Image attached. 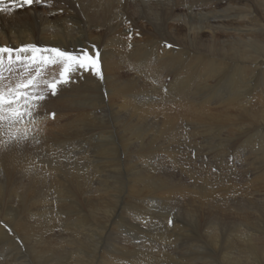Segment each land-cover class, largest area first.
Masks as SVG:
<instances>
[{
    "label": "bare ground",
    "instance_id": "6f19581e",
    "mask_svg": "<svg viewBox=\"0 0 264 264\" xmlns=\"http://www.w3.org/2000/svg\"><path fill=\"white\" fill-rule=\"evenodd\" d=\"M118 1L119 0H41V3H33L31 6H23V7L16 6L14 10H12L13 6L9 2V0H5V3L3 5H0V7L4 9L3 11H0V46L18 48L21 45L34 44L39 47H59L63 50H67L70 53H80L77 50H82V51H87L90 55L94 56L93 52L97 50V47L99 44H102V51H100L99 53L100 55L99 62H101V65L105 71V80H106L105 84L107 86L108 95H109L106 103L104 101L99 100V96L96 97L95 90L97 89H96V86L94 87L92 85L93 81L91 77L89 75L87 77V75H85L84 73H80V72L73 73L71 80L77 79L79 81L78 84L69 83L68 85H66V88H62L58 92L59 93L58 96L55 99H53V101L47 99L46 106L40 109L41 123L39 127L41 131L35 133V139L29 138L22 145H17L15 143H12L8 145L7 147L0 145V205L3 206V207L0 206V210L2 211V214H0L1 215L0 216V245H1L0 248L2 249V252L7 251V254H8L9 249H11L12 252L10 251L9 254L12 255V258L11 256H9L11 259L7 258L9 260V264L10 263L26 264V262H29L30 264V261L28 258L29 254L26 252L19 251L18 247L16 248L15 246L16 242L14 241L15 239L13 237H15L16 236L15 234H18V232H20L22 237L26 240V243H25L26 248L27 246H29V248L27 249L34 250V251L32 250L33 253L31 252L32 255L33 254L35 255L34 252H37L36 250H38L39 253L38 252L37 253L41 258L44 259L42 261V263L44 264H106V262H108L107 264H124V263L126 264H152L150 261H148L149 260L148 256L150 255V252L153 251V247H154L150 245V243L152 242V239L156 238L157 236L162 235L161 237L163 240H159V241L164 242L165 237L163 238V235H165V232L170 234L171 231L169 232L167 230V227L165 226V224L163 225L164 227H162V229L160 230L158 229L161 227V226L158 227V222H160V220L159 221L156 220V218H158V216L156 215L157 213L155 214L154 210H152L154 206L153 205L151 206V202L149 200L153 201L155 200V198H157L161 202V200L167 194L168 198L165 201V207H167L166 206L167 201L169 200V197H171L169 195L172 194L171 189L172 188L174 189V183L170 176L171 174L166 176L160 173L159 174L154 173L155 169L153 167L158 165V163L152 164L150 162L152 159L151 158L152 152L150 151H148V153L150 152L151 155L150 156L147 155V157L145 156L146 160L147 158H149V163L141 162L142 164L139 165V167H137L138 163H134V165L132 163L129 164V160L127 159L129 158L134 159V157L133 156L127 157L128 148L130 146V145L128 146L127 144L132 142V140H136L140 136L141 137L139 139L142 140L141 139L143 138L142 135H146L148 139L150 138L149 139L150 142L154 138L159 139L158 138L159 135L162 136V138L160 137L162 141L167 142V139L168 141H170L171 138L172 139L175 138L174 137L175 135H172L173 136L172 137L171 134H172V130L175 129V125L179 117L193 121L195 122V124L197 123V124L205 125L211 131H214L215 129L219 130L220 126L222 128L223 127L226 128L227 131L232 130L234 126H235L236 131L237 130L241 131L240 129H242V127L245 124L247 125L246 127L250 128L254 126L255 129L261 126L263 127V130L257 129V131L254 133L253 138L256 139L255 141L258 144L253 143L254 145L252 146V149L254 151L256 150L259 151V153L258 152L256 153L264 157V60L259 61V58H261L260 55L264 53V43L261 42L258 38L255 39L250 35V34L252 35L259 34L258 31L254 32L255 31L254 29L250 30L249 28L250 23L253 22L252 20H257L256 19L257 17L255 18V15L254 16L252 15V11L250 8L251 4L250 6L248 5L240 6L239 4L236 3V0H198L195 2L193 1V3L191 0H153V1L152 0H122V1L120 0L119 1L120 3ZM257 2H259L261 5L264 6V0H259ZM143 5L147 6L146 9L143 8ZM148 9L151 10V12L148 11ZM142 10H143V13H142ZM119 14H121V16ZM123 14L129 15V17L127 16L128 18H126V20H129V22L131 21L132 24H134L133 18L135 17L137 18V20L144 19L147 22V26H149V29H147L146 31L140 30L143 34H145V37L143 38L144 40L136 39V41L135 40L133 41L134 43L130 41L132 43L131 45L129 44L128 41L126 42L123 39L122 36L124 35L121 34L125 29V27H123L122 25V22L124 21V18H123L124 16H122ZM231 17H233V19L235 20H232ZM225 18H229V19L227 21H224ZM172 20L183 21L184 29L187 30L188 32H191L192 34L191 33H190L191 35L189 33L185 34V37H184L182 36V33H181L184 31L183 29H180V28L177 29L176 27L175 29L171 30L170 29L171 25L170 27L168 26V21H172ZM239 21L240 22L244 21L245 23L246 21L247 23L249 22L248 23L249 25L246 26V28L244 27V25L242 26L246 30L244 29L242 30L237 27V24L235 23ZM127 28L129 27L127 26ZM205 28L209 29V31L210 29H212L213 32L218 31L219 32L218 34L223 33L222 30H224L225 32L227 31L228 32L225 33L226 37L222 39H220L219 37H215V34L213 37V35H211L213 33L211 32L210 34L211 38L210 40H208V43H206L202 38V36H204L202 35V32H204L203 30ZM237 35L239 37H234ZM179 38H182L183 40L185 39L187 41L192 40V43L195 42L197 48L201 50L203 49L206 52H210V53L208 54H204L203 52L194 53L192 52V49L185 48L186 46L184 47L178 44L175 39H179ZM197 41H198V44H197ZM161 42H164V44L167 45L169 49L165 48L166 51L158 55L155 54V56L152 55L151 56L152 58H150L151 54L149 51H148L149 53L147 54L146 49L148 47L150 48L155 47L157 49L156 46L159 45V43ZM189 42L191 43V41ZM126 47L127 48L130 47V50H131L130 60L127 59V55L129 52H127ZM247 59L256 60L255 64L251 66L246 65ZM238 61H241V62H238ZM125 65H127L132 70L133 76L136 78L134 79L131 74L127 76L126 81L119 82L120 80L119 75L115 74L116 73L115 68L118 69L120 67H125ZM256 70L258 72H256ZM160 72H164V74H170L172 77V79L170 78L171 83H169V87H168L169 96L167 95L166 96L167 97L176 96V97L174 99H171L172 102L169 104L168 103L170 102L168 101L169 99L163 96L162 93H161L162 94L161 96L160 92L156 89V91L155 90H153L154 92L152 91L154 93V97L155 98L160 97V99L166 98L167 102L163 100H162L163 102L161 101L155 102L152 100L147 101V99L146 100L141 99L139 100L140 101L139 103L143 101V104L141 103V105H139V103L136 100H138L139 98H146L144 96V93L146 94L147 88L150 87L149 85H146L147 84L146 82L148 81L147 79H152L151 81H154L155 79L156 81H159L160 83L163 82L164 74ZM137 77L143 78L144 83L142 81L143 84L141 86H140V80ZM253 83L254 85L252 86L251 84ZM152 89H153V86H152ZM221 90L225 91V92L223 91L224 94H222L223 92ZM252 90H255L254 93L251 92L252 96L253 94H256L257 91L260 93L259 97L257 95V101L254 100L255 102L252 103L253 107L254 105H256L259 109V110L257 109L258 110L257 113L259 114V116L257 117V120L259 119L260 120L256 121L254 118H251L253 117L251 116L248 118L247 123H246V122H243L245 120L244 118H241L240 115H238V113H235V112L231 113L229 111V108L230 107L234 108L235 106L243 107V103L241 102L239 103L238 97L241 96L243 93L247 97V95H250V91ZM85 92H88V94H86ZM227 93L229 94L226 96L225 94ZM119 98L123 99L120 102V104L117 101V99ZM215 98H218L220 101H215ZM104 103L107 105L108 110L112 113L111 116H113L116 119L118 124H120L123 127V129L127 130L130 133L129 135H127V138H125L126 135L125 136L123 135L125 139L121 140V142L118 143L117 145H114V140L112 139V136H111L114 132L109 130L112 123L109 125V127L104 124V117L101 113V111H103L105 108ZM174 104L177 106H175ZM142 105H145V106L141 107ZM160 105H161L160 111L162 112L161 113L162 118L159 124L157 123L156 126L154 125L156 127L155 128L156 132L153 133L151 129L146 130L144 128L141 131V133L137 134L138 129L133 128V126L134 124H138L137 122H135L138 120H134V117H136V119L142 120V119L148 118L147 116L151 115V117L154 116L153 118L156 121L158 117L157 111ZM220 106L222 108L218 111V109L216 108ZM173 107H176V108H173ZM45 108L47 109L45 110ZM51 109L52 110L54 109V111H57L58 116L55 119L56 122L53 124L54 127L52 129H49L51 133L49 132L50 134H48L46 132L48 128L45 129V127L47 126L44 125L43 121L44 119L47 120L49 119V117H51L49 115L51 114L50 112H53ZM43 110L45 111L43 112ZM69 110H71L70 113L73 114V117L71 118V121L67 123V122H64L63 114L65 115V113ZM109 117H106L107 121H109ZM117 117L120 120H117ZM76 121H77L78 126H81L82 123L86 121L87 122L86 124L89 125L88 131L89 132L93 131L89 135V137L95 140V145L93 146L95 148L92 150L93 154L88 155L89 158L88 157L86 158L88 162H85V165L83 163H80L82 157L80 159L67 160V162H63L62 160L63 158L60 159L61 155H57L59 152H61L60 151L61 149H64L62 147L59 148L58 145H60V143L62 144L63 140L67 138L66 136L68 132L70 131L69 126H71ZM97 123H101V125ZM147 124L148 123H146V125ZM96 125L99 126V129L96 128ZM149 126H150V122H149ZM48 127L50 128L51 126H48ZM242 132H243V129H242ZM150 133L153 134L152 135L153 139ZM86 135L81 136V137L80 136H76V137H80L79 138L80 140L81 139L86 140ZM237 136L239 135L237 134ZM36 140H38L39 142H42V144L40 143L41 145H43L44 143L46 148H48L47 145L49 143L47 141L51 140L53 142V146L51 145L49 146H51V148L53 147V149L52 150L48 149V151H52L48 153L51 155L46 156L47 153L45 154L46 151L44 150L45 152L43 151L44 152L43 154L45 155H42V157L39 154L38 156H35L37 154L34 155V151L32 150L34 147L33 144H37ZM51 141H50V144H51ZM173 141L175 140H171L170 142H173ZM220 142H222V139H220ZM148 143H147V146H148ZM141 144H142V141H141ZM221 144L223 146V143ZM255 145L258 146V149H256L257 146ZM160 146L161 144L158 145L157 150L162 151V149L159 148ZM40 147L43 148L42 146ZM168 147H170V145ZM237 147L238 146H236V148ZM46 148H43V149H46ZM228 148H230V145L228 146ZM58 149L60 150L57 151ZM212 149H213L212 151H214V148ZM117 150H119L120 152ZM207 150L209 149L207 148ZM40 152L42 151L40 150ZM38 153H39V150H38ZM178 153L180 155V152ZM175 154L176 153H174V155ZM223 154H229V153L223 152ZM49 157H53L52 160L49 159ZM135 158L141 159V157H135ZM184 158L185 160L187 159L186 157ZM214 158L215 157L213 156V159ZM155 159L152 161L156 162L157 160ZM171 160L175 161L174 158ZM209 160H212V159H209ZM176 165L177 164L173 166H176ZM237 165L239 166V164ZM133 166H134V169H133ZM162 166L164 165L162 164ZM157 167H156V170H157ZM250 167L252 169V165ZM176 168H180V167H176ZM231 168H228V170ZM253 168H256V167H253ZM221 170L222 169H220V171ZM48 172H50L49 173L50 177H48V175L46 174ZM123 172L125 174H123ZM130 173L132 177H130ZM55 176L58 177L59 179L64 180V182L63 180L59 181L58 179L56 182V178H55V181L53 180L54 182L58 183V185L54 184L57 187V190H58L57 193L61 192L60 194H64L62 195V197L64 196L63 197L64 200H66V202L69 201V203L67 202L68 204H65V205L64 204L61 206L60 205L58 206L57 204L54 205V206H57L56 209H54V207L51 206V204L55 203L56 200L51 203L48 202L49 204L47 205V201L51 199V198H48L47 196L51 197L52 195L50 196V194L46 192V186L44 185L47 183L46 178H51V177L54 178ZM124 178L126 179L132 178L131 181L129 180L130 183H128L127 185L128 187V189L126 188L127 193L125 195L124 193H122L124 197H127L124 199V200H127V202L123 201L126 205V209L122 208L116 213L113 207L114 200L116 198H119L120 196L119 190L122 188L121 186H123L124 184V181H123ZM191 178L193 179V176ZM206 179L208 178L206 177ZM38 180L40 184L39 182L37 183ZM45 181L46 183H44ZM17 183L19 184L20 187L17 186L18 185ZM203 183L205 182L203 181ZM38 184L40 185L39 187L37 186ZM119 186L121 188H119ZM180 187H182V185ZM179 188L175 187V189H179ZM205 189H203L204 192H205ZM215 189L217 190V188ZM241 190L239 191L241 192ZM248 190L249 189H247V191ZM181 191L178 190V192H181ZM23 192H26V193L21 194ZM175 192L177 193V191ZM50 193L52 194V192ZM209 193L207 192L202 193L200 195V198L195 200L197 204H195V202L193 201V203L197 205V207H195V205L192 204L191 202H188V205L186 204L188 207L190 205H194L193 208L196 209L195 212L192 210L188 211L187 207L183 205V203L181 204L182 206L186 207V211L184 214L189 220L191 221L193 220L195 221L197 219L200 220L202 219L203 215H205L204 212L202 215V206H204V204L202 203V200L210 203V205L213 203L212 197L209 195ZM79 196L81 197L83 196L82 201H79V199H77V197ZM250 197L251 199L253 198L252 196ZM261 197H263V195ZM19 198L20 199L23 198L26 201V203L27 201L31 203V204L28 203L30 207H28V209L26 210L27 212L24 213L23 218H21L22 217L21 214H17V216L21 215V217H16L14 214L16 212V209L19 208V206L17 207V204H19V200L17 199ZM182 198L183 200H185L184 199L185 196ZM190 199L192 198L190 197ZM175 200L176 199L174 197V201ZM246 203L247 202H245L244 204L246 205ZM24 205H27V204H24ZM210 205H207V206L211 207ZM162 206H164V204H162ZM230 206L231 205H229V209H230ZM260 206L261 204L257 207L260 208ZM22 209H25V207L24 208L22 207ZM207 209L211 211L210 208H207ZM182 210L183 209H181V211ZM250 210H252V208ZM22 211H25V210H22ZM245 212L247 213V211ZM246 213H244V215ZM254 214L255 213H253L252 215L254 216ZM179 215H178V218L181 219ZM237 216H240V215L237 214ZM244 217L245 216H243V218H240L244 220V223L243 221L240 222L239 221L240 219L235 218L236 220L238 219L240 224H236V226L234 225V227L237 229L235 230L234 228L233 231L235 232L240 231V227H242V225L245 228H247V229L244 228V231H243L245 233V234L243 233L245 236L244 241L251 245V243L253 242L252 239H255L254 235L258 234V233H255V231L257 232L255 228H257L258 224L257 225L254 224L255 225L254 226L253 225L254 221L252 222V220H250L251 222H249L248 217L246 219ZM250 217L252 218V216ZM260 218L261 217L259 216V219ZM210 219L213 223L216 220L212 218ZM232 219L230 218V220ZM262 219L264 218L262 217ZM13 220L15 222L10 225L11 226L9 228L10 232H7L8 231L7 229L4 230L6 226H4L3 228L2 223L10 224L9 222ZM126 220L128 221L131 220V221L130 223H128L126 222ZM206 220H208V218ZM225 221H228V220H225ZM232 221L234 222V219ZM261 221L259 220L257 223L260 222L261 224H263V222ZM194 223L195 222H193V224ZM249 224L251 226H249ZM56 226H64L65 229L71 230L74 233L73 235V233L68 231L69 233L72 234L71 237L73 238V242L71 241L72 243H70L69 241V243L70 245L72 244L74 246V247H71V246L69 247L73 250L72 253L70 254L68 253L69 255H67V253L65 254L64 251H62L61 249L62 247L60 245H57L58 248L60 247V251L58 249V252H52L53 249L45 245L46 241L50 238V237L46 238L45 233L51 232V230ZM206 228H208L207 234L210 235V236L208 235V237L205 236L207 239L206 243L211 244L212 246L213 244L215 246H218L219 241H216V240L219 239L217 237H220V236H217V233H220V232L218 231L217 226L215 227L212 224L210 226H207ZM65 229H63V231ZM170 229L171 228L169 227V230ZM176 229H177V226H176ZM127 232L129 234H127ZM172 232H173V229H172ZM260 232H262V230ZM63 233L64 232H62V234ZM237 233L238 235H236ZM237 233L234 234L236 235L235 237L241 238V234L239 232ZM9 234L12 236H10ZM204 234L207 235L206 233ZM107 235H111V236H109L106 239ZM104 236H105L104 239H106V241L103 244L104 246H102L101 249L99 250V243H98L99 239L103 240L102 238ZM71 237L69 238L67 237V238L71 239ZM110 237H116L117 241L110 242L111 241ZM62 238L63 237H61L60 239ZM260 238L261 237L259 236L258 240L256 241H259ZM18 239H16V241H18ZM159 239L161 238L159 237ZM135 240L140 242V244L139 243L137 244ZM178 240L180 241V239ZM9 241H12L13 244ZM181 241L183 240L181 239ZM19 243L20 242L18 241L17 244L20 245ZM130 243L135 244V247H130L131 245ZM67 244L68 243L64 244L65 247H68ZM187 244H189V242ZM226 245L228 246V242L226 243ZM231 245H232V242H231ZM182 247L183 246H181V248ZM196 247L198 246L196 245ZM214 247H211V248L214 249ZM230 248H233V247L230 246ZM230 248L228 247V249ZM248 248L249 247H247V249ZM193 249L197 250V248H193ZM219 250L220 249H218L217 252H219ZM231 250H227V251H231ZM239 250H242V248ZM239 250L236 253H239ZM255 250H257V248ZM208 251L209 249L205 252L203 250V252L201 253H206ZM183 252H186V251H183ZM222 253H225V252H222ZM232 254H233V250H232ZM251 254H253V252H251ZM224 255L222 254L221 256H224ZM227 255H229V253H227ZM247 256H250V255L248 254ZM3 257H6V255ZM226 257L224 258L227 260L228 258ZM233 257L232 259H234ZM202 258L205 259V256ZM250 258H248L249 260L247 259V262L248 261L250 262L252 260V258L251 260ZM254 258H253V261H254ZM7 259H3V260H5L6 262ZM193 261L194 259H190L185 262L181 260V261H178V264H191ZM232 263L233 262L231 261V264ZM255 263L256 262H254V264Z\"/></svg>",
    "mask_w": 264,
    "mask_h": 264
},
{
    "label": "rangeland",
    "instance_id": "374dc122",
    "mask_svg": "<svg viewBox=\"0 0 264 264\" xmlns=\"http://www.w3.org/2000/svg\"><path fill=\"white\" fill-rule=\"evenodd\" d=\"M120 1V0H119ZM118 1V2H119ZM122 1V0H121ZM153 1V0H152ZM192 1V3H193V1L195 2V1H198V0H191ZM239 1V2H238ZM240 1H241V3H240ZM257 1H259V0H236V3L237 4H239L240 6L241 5H248V6H250V4H251V6H250V8H251V11H252V15L254 16L255 15V18L257 19V20H252L253 22L252 23H250V30L251 29H254L255 31L254 32H259V34H257V35H255V34H250L253 38H258L261 42H263L264 43V6L263 5H261L259 2H257ZM247 4H246V3ZM250 2V3H249ZM120 3V2H119ZM243 3V4H242ZM146 7L147 6H145V5H143V8L144 9H146ZM149 9H151V8H149ZM148 9V11H150L151 12V10H149ZM175 9H177V8H175ZM174 9V10H175ZM254 9V10H253ZM119 11H121V10H119ZM174 12H176V11H174ZM178 12V11H177ZM142 13H143V10H142ZM257 13V14H256ZM120 16H121V14H119ZM122 16H124L123 18H124V21L122 22V25H123V27H125V29H124V31L121 33L122 35H124V36H122L123 37V39L127 42H129V44H131L132 45V43H134L133 41L135 40L136 41V39L137 40H144L143 38L145 37V34H143L140 30H143V31H146L147 29H149V26H147V22L144 20V19H138L137 20V18L135 17V18H133V20H134V24H132L131 23V21L129 22V20H126V18H128L129 17V15L128 14H123ZM128 16V17H127ZM260 17V18H259ZM139 18V17H138ZM230 18V17H229ZM229 18H225V20L224 21H227ZM232 18V20H235V19H233V17H231ZM138 22H137V21ZM222 20V19H221ZM261 22H260V21ZM139 23V24H138ZM242 23H244V24H242ZM249 23V22H248ZM247 23V21H246V23L243 21V22H236L235 24H237V27L239 28V29H244V30H246L245 28H246V26H248L249 24ZM128 24V25H127ZM131 24V25H130ZM142 24H144V25H142ZM239 24V25H238ZM246 24V25H245ZM258 24V25H257ZM130 25V26H129ZM170 25H171V30H173V29H175L176 27H177V29L178 28H180V29H183L184 31L183 32H181L182 33V36H184L185 37V34H190L191 32H188L187 30H185L184 29V22L183 21H181V20H177V21H174V20H172V21H168V26L170 27ZM176 25V26H175ZM244 25V27H242ZM127 26L129 27V28H127ZM144 26V27H143ZM229 26H230V24H229ZM236 26V25H235ZM254 26H256V27H254ZM133 27V28H132ZM141 28V29H140ZM100 29H102V28H100ZM138 29V30H137ZM206 29V30H205ZM203 31L204 32H202V35H204V36H202V38H203V40L206 42V43H208V40H210V34H211V32L213 33V34H211V35H213V37H214V34H215V37H219L220 39H222V38H225L226 37V35H225V33H227V32H225L224 30H222L223 31V33H221V34H218L219 32L218 31H212V29H210V31H209V29H207V28H205ZM137 30V31H136ZM100 31V30H99ZM129 31V32H128ZM149 31H151V30H149ZM208 31V32H207ZM136 32V33H135ZM180 32V31H179ZM217 32V33H216ZM237 32V31H236ZM124 33V34H123ZM140 33H142V34H140ZM192 34V33H191ZM190 34V35H191ZM206 34V35H205ZM219 35V36H218ZM228 35V34H227ZM209 36V37H208ZM256 36H258V37H256ZM207 39H206V38ZM234 37H239L238 35L237 36H234ZM132 38H133V40H132ZM190 38H191V36H190ZM263 39V40H262ZM176 40V42L178 43V44H180V45H182V46H186L185 48H190V49H192V52H194V53H204V54H208V53H210V52H206L205 50H201V49H199V48H197L196 47V44H195V42H193L192 43V40H183L182 38H179V39H175ZM211 40H213V39H211ZM132 43H131V42ZM154 41V40H153ZM189 41H191V43L189 42ZM204 42V43H205ZM205 43V44H206ZM99 44V43H98ZM197 44H198V41H197ZM188 45V46H187ZM174 46V45H173ZM110 47H111V45H110ZM157 47V49L155 48V47H153V48H150V47H148L147 49H146V52H147V54L150 52V58H152L151 56L153 55V56H155V54L156 55H158V54H161V53H163L164 51H166V49L165 48H167V49H169L168 48V46L167 45H165L164 44V42H161V43H159V45H157L156 46ZM126 49H127V52H129L128 53V55H127V59L128 60H130L131 59V56H130V53H131V50H130V47L129 48H127L126 47ZM159 49V50H158ZM195 49H196V51H195ZM130 50V51H129ZM77 51H79L80 53L82 52V50H77ZM100 51H102V44H99L98 45V47H97V50H95L93 53H94V56H95V54H96V52H99L100 53ZM124 51H125V49H124ZM132 51H133V49H132ZM149 51V52H148ZM158 52V53H157ZM160 52V53H159ZM261 56V58H259V61H261V60H264V53L263 54H261L260 55ZM99 61H100V55H99ZM250 60V61H249ZM244 61V60H243ZM247 62H246V65H248V66H251V65H253V64H255V61L256 60H252V59H247L246 60ZM238 62H241V61H238ZM258 62V61H257ZM256 62V63H257ZM248 63V64H247ZM99 65H100V70H101V74H102V79H100V78H97L95 75L93 76V74L91 73V72H82V73H84L85 75H87V77H88V75L91 77V79H92V81H93V83H92V85L95 87L96 86V89L97 90H95V92H96V97L97 96H99V100H101V101H104L105 103H106V101H107V98H108V89H107V86H106V84H105V82H106V80H105V71H104V68L102 67V65H101V62H99ZM124 68V69H123ZM56 69V70H55ZM55 69H49V71L51 72V71H54L55 70V73H56V75L58 74V72H59V70H60V66H56V68ZM116 70H115V74H118L119 75V82H123V81H126L127 80V76L128 75H131L132 74V77L135 79L136 77H134L133 76V72H132V70L127 66V65H125V67H120V68H118L119 69V71H118V69L117 68H115ZM129 69V70H128ZM129 72V73H128ZM132 72V73H131ZM256 72H258L257 70H256ZM90 73V74H89ZM160 73H163L164 74V72H160ZM121 75V76H120ZM125 75V76H124ZM123 76V77H122ZM126 77V78H125ZM57 78H58V75H57ZM139 80H140V86L144 83V81H143V78L142 77H137ZM145 78V77H144ZM172 79V77H171V75L170 74H164V77H163V82L162 83H160L159 81H156L155 79H154V81H151L152 79H147L148 81L146 82L147 84L146 85H149L150 87H148L147 88V92H146V94L144 93V96L146 97V98H139L138 100H136L138 103L140 102L139 100H141V99H147V101H149V100H152V101H155V102H163V101H166L167 99H169L168 101H170V102H168L169 104L172 102L171 101V99H174L176 96H170V97H167V96H169V91H168V87H169V83H171V79ZM169 80V81H168ZM142 81H143V83H142ZM78 80L76 79H74V80H71V82H70V84L72 83V84H78ZM152 82H153V84H152ZM158 82V83H157ZM157 84H159V85H157ZM68 85V84H67ZM89 85H91V84H89ZM156 85V86H155ZM252 86L254 85V83L253 84H251ZM101 86V87H100ZM152 86H153V89H152ZM252 86H250V87H252ZM161 87V88H160ZM62 88H66V85L65 86H63ZM61 88V89H62ZM101 88V89H100ZM159 88V89H158ZM156 89L160 92V95L162 96V94H163V96H165L166 98H163V99H160V97H158V98H155L154 97V91L153 90H155L156 91ZM153 91V92H152ZM222 92L224 91V90H221ZM225 92V91H224ZM224 92L222 93V94H224ZM254 93L255 92V90H252V91H250V95H247V97H246V95H244V93L241 95V96H239L238 97V101H239V103L241 102V103H243V107H239V106H235L234 108H232V107H230L229 108V111L231 112V113H233V112H235V113H238V115H240V117L241 118H244L245 120L243 121V122H246L247 123V120H248V118L249 117H251V116H253V117H251V118H254L256 121H259V120H257V117L259 116V114L257 113L258 112V107L256 106V105H254V107H253V102H255L254 100H256L257 101V95H258V97H259V95H260V93L257 91L256 92V94H253V96H252V93ZM86 94H88V92H85ZM107 93V94H106ZM151 93V94H150ZM162 93V94H161ZM165 93V94H164ZM259 93V94H258ZM59 94V93H58ZM58 94L56 95V96H49L48 97V100H51V101H53V99H55L57 96H58ZM229 93H227V94H225L226 96L228 95ZM167 95V96H166ZM106 96V97H105ZM150 96V97H149ZM243 96V97H242ZM149 97V98H148ZM241 97V98H240ZM247 99H246V98ZM240 98V99H239ZM250 98H252V99H250ZM156 99V100H155ZM123 99H121V98H119V99H117V101H118V103L120 104V102L122 101ZM159 100V101H158ZM163 100V101H162ZM245 100V101H244ZM251 100H252V102H251ZM116 101V102H117ZM215 101H220L218 98H215ZM167 102V101H166ZM248 102H249V104H248ZM104 103V104H105ZM142 104H143V101L141 102ZM141 103H139V105H141ZM220 103V102H219ZM219 103H217V104H219ZM246 103H247V105H246ZM103 104V103H102ZM118 104V105H119ZM216 104V105H217ZM221 104V103H220ZM175 105V104H174ZM117 106V105H116ZM145 105H142L141 107H144ZM175 106H177V105H175ZM248 106V107H247ZM104 110L103 111H101V113H102V115H103V117H104V124L106 125V126H108L109 127V125L111 124V127L109 128V130L110 131H113L114 133L111 135L112 136V139L114 140V145H117L118 143H120L121 142V140H123V139H125V138H127V135H129L130 133L127 131V130H125V129H123V127L120 125V124H118V122L116 121V119L113 117V116H111V112L108 110V107H107V105L105 104L104 105ZM213 107V106H212ZM173 108H176V107H173ZM222 107L220 106V107H217L216 109H218V111L221 109ZM231 108H232V110H231ZM251 108V109H250ZM252 108H253V110H252ZM47 108H45V110H46ZM130 109H132V108H130ZM245 109V110H244ZM256 109V110H255ZM258 109V110H257ZM45 110H43V112L45 111ZM52 110V109H51ZM161 110V105L158 107V111H157V119H156V121L154 120V116H152L151 117V115H149V116H147L148 118H149V120H148V118H146V119H142V120H144V121H142L141 119H136V117H134V120H138V121H135V122H137L138 124H134V126H133V128H135V129H138V132H137V134L138 133H141V131L145 128L146 130H152L153 131V133H155L156 131V125H157V123L159 124V122L161 121V118H162V112L160 111ZM53 112H50L51 114L52 113H54L55 114V116H54V118H52V117H49V119H44V121H43V123H44V125L45 126H47V127H45V129H47L48 128V130L49 129H52L53 127H54V123L56 122V118H57V111H54V109L52 110ZM98 111H100V110H98ZM71 112V110H69V111H67L66 113H65V115L63 114V116H64V122H70L71 121V118L73 117V114L72 113H70ZM110 112V113H109ZM132 112V111H131ZM251 113V114H250ZM128 114H130V113H128ZM127 114V115H128ZM256 116H255V115ZM43 115H44V113H43ZM110 116V117H109ZM106 117H109V121H107L106 120ZM51 118V119H50ZM153 118V119H152ZM117 120H120V119H118V117H117ZM151 120V121H150ZM113 121V122H112ZM140 121V122H139ZM146 121H148V122H146ZM155 121V122H154ZM188 121V122H187ZM51 123V124H49V123ZM116 122V123H115ZM123 122V121H122ZM143 122V123H142ZM148 123L147 125H146V123ZM149 122H150V126H149ZM236 122V121H235ZM45 123H47V124H45ZM87 122L86 121H84L83 123H82V125L81 126H78V124H77V121L76 122H74L71 126H69V132H68V134H67V138L65 139V140H63V143L61 144L60 143V145H58L59 146V148H64V149H58L57 151H61V152H59L57 155H61V157H60V159H62L63 160V162H67V160H74V159H80L81 157V161H80V163H83L84 165H85V162H88V160L86 159L87 157H88V155H92L93 154V149L95 148V147H93L94 145H95V140H93V138H90L89 137V135L93 132V131H88L89 130V125L88 124H86ZM155 123V124H154ZM97 124H100L101 125V123H97ZM142 124V125H141ZM153 124V125H152ZM237 124V123H236ZM138 125V126H137ZM144 125V126H143ZM155 125V126H154ZM178 125V126H177ZM242 125V124H241ZM48 126H51L50 128L48 127ZM195 126V127H194ZM197 126V127H196ZM247 125L245 124L243 127H242V129H243V132H242V129H240L241 131H236L235 130V126L232 128V130H228L227 131V129L226 128H222L221 126L219 127V130H217V129H215L214 131H211V130H209L205 125H202V124H195V122H193V121H190V120H188V119H185V118H181V117H179L178 119H177V122H176V125H175V129L174 130H172V134H171V136L172 135H175L174 137L175 138H171V140H175V141H173V142H170V141H168V139H167V142H165V141H162V136L161 135H159V139H153V134L152 133H150V135L152 136V141L150 142V138L148 139V137L146 136V135H142V137L144 138V140H143V138H141L142 140H140L139 138L141 137H139V138H137L136 140H132V142H130V143H128L127 145L129 146V148H128V152H127V157L128 156H133L134 157V159L133 158H129V159H127V160H129V164L130 163H132L133 165H134V163H138V165H137V167H139V165H141L142 163H149V158H147V160L145 159V156L147 157V155H151V153L150 152H152V155H151V163L153 164H157L158 163V165H156V166H154L153 168L155 169V172L154 173H156V174H162V175H166V176H168V175H170L171 176V178H172V181H173V183H174V189L172 188L171 189V192H172V194H170L169 196H171V197H169V200L167 201V207L169 208H167V207H165V201L167 200V194L165 195V197L161 200V202L159 201V199H157V198H155V200H149L150 202H151V206L153 205L154 207H153V209L152 210H154V213L158 216V218H156V220H160V222H158V227H160V228H158L159 230L160 229H162V227H164L163 225L165 224V226L167 227V230L170 232V234H168V233H166L165 232V235H163V238L165 237V241L163 242V241H159V240H163L162 239V235H160V236H157L156 238H153L152 239V242L150 243V245H152V246H154L153 247V251H151L150 252V255L148 256V261H150L152 264H178V261H181V260H183L184 262L185 261H187V260H190V259H194V261L191 263V264H224L225 262H227V263H225V264H231V261L233 262L232 264H254V262H256L257 264H264V219H262V217L264 218V201H262V200H264V191H263V187H264V157H262L261 155H259L258 153H259V151H254L253 149H252V146L254 145L253 143H257L255 140L256 139H254L253 138V136H254V133L257 131V129L259 130V129H262L263 130V127H258L257 129H255V127L254 126H252V127H250V128H248V127H246ZM142 127V128H141ZM150 127V128H149ZM214 127V126H213ZM245 127V128H244ZM96 128L97 129H99V126L98 125H96ZM148 128V129H147ZM196 130V132H195V130ZM46 131L48 134H50L51 132H50V130L49 131ZM118 130V131H117ZM123 130V131H122ZM180 130H181V132H180ZM183 130V131H182ZM217 130V131H216ZM191 131V132H190ZM199 131V132H198ZM246 131V132H245ZM252 131V132H251ZM50 132V133H49ZM184 134H183V133ZM198 132V133H197ZM205 132H207V133H205ZM217 132V133H216ZM219 132V133H218ZM226 132V133H225ZM228 132V133H227ZM240 132V133H239ZM88 133V134H87ZM122 133V134H121ZM177 133V134H176ZM190 133V134H189ZM192 133V134H191ZM205 133V134H204ZM214 134V135H212V134ZM223 133H225V134H223ZM232 133V134H231ZM243 133V134H242ZM245 133V134H244ZM87 134V135H86ZM121 134V135H120ZM184 136H183V135ZM231 134V135H230ZM237 134L239 135V136H237ZM86 135V140H84V139H79L81 136H85ZM125 136V138H124V136ZM193 135V136H192ZM200 135H202V136H200ZM205 135V136H204ZM207 135V136H206ZM76 136H80V137H76ZM200 136V137H199ZM217 136H218V138H217ZM234 136V137H233ZM251 136H252V138H251ZM161 137V138H160ZM173 137V136H172ZM183 137H184V139H183ZM207 137V138H206ZM240 137V138H239ZM76 138H78V139H76ZM157 138V137H156ZM195 138V139H194ZM214 138V139H213ZM216 138V139H215ZM205 139H206V141H205ZM210 141H209V140ZM220 139H222V142H220ZM149 140V141H148ZM156 140V141H155ZM204 140V141H203ZM246 140H247V142H246ZM50 141L51 140H48L47 142H49L48 143V148H46L45 147V144L43 143V145H41L42 144V142H38L37 144H33V150L32 151H34V155L35 154H37V155H35V156H38V154L42 157V155H45L46 153V156H49V155H51V154H48L49 152H52V151H48V149H50V150H52L53 149V147L51 148V146H53V142L51 141V144H50ZM134 141V142H133ZM139 141V142H138ZM141 141H142V144H141ZM149 143H148V142ZM159 141V142H158ZM232 141H234V142H232ZM244 141V142H243ZM66 142V143H65ZM186 142V143H185ZM198 142H200V143H198ZM208 144H206V143ZM228 142V143H227ZM41 143V144H40ZM94 143V144H93ZM133 143V144H132ZM147 143H148V146H147ZM151 143V144H150ZM163 143V144H162ZM170 143V144H169ZM221 143H223V146H222V144ZM226 143V144H225ZM138 144V145H137ZM142 146H140V145ZM151 145V147H150V145ZM160 145L161 144V146L159 147L160 149H162V151L160 150H157V147H158V145ZM170 145V147H168L169 145ZM197 144V145H196ZM213 144H215V145H213ZM228 144V145H227ZM239 144V145H238ZM258 144V143H257ZM49 145H51V146H49ZM81 145V146H80ZM165 145H167V146H165ZM172 145V146H171ZM200 145V146H199ZM230 145V148H228V146ZM40 146H42L43 148H46V149H43V148H41ZM144 146V147H143ZM147 148H146V147ZM153 146V147H152ZM208 146V147H207ZM236 146H238L237 148H236ZM248 146V147H247ZM255 146H257V145H255ZM40 147V148H39ZM50 147V148H49ZM66 147V148H65ZM71 147V148H70ZM156 147V148H155ZM162 147H164V148H162ZM200 147V148H199ZM220 147V148H219ZM139 148V149H138ZM140 148H141V150H140ZM171 148V149H170ZM207 148L209 149V150H207ZM212 148H214V151H212L213 149ZM217 148H219V149H217ZM224 148V149H223ZM236 148V149H235ZM151 149V150H150ZM163 149H165V150H163ZM170 149V150H169ZM256 149H258V146L256 147ZM38 150H39V153H38ZM40 150L42 151V152H40ZM46 152H45V151ZM65 150V151H64ZM90 150V151H89ZM147 150V151H146ZM155 150V151H154ZM180 152V155H179V153L177 152ZM199 150V151H198ZM205 151V152H203V151ZM229 150V151H228ZM250 152H249V151ZM45 152V154H43L44 152ZM117 151H119V150H117ZM132 151V152H131ZM136 151V152H135ZM142 151V152H141ZM148 151H150L149 153H148ZM197 151V152H196ZM207 151V152H206ZM211 151V152H210ZM227 151V152H226ZM37 152V153H36ZM68 152V153H67ZM120 152V151H119ZM141 152V153H140ZM168 152V153H167ZM223 152L224 153H229V154H223ZM253 152H255V153H253ZM256 152H258V153H256ZM62 153V154H61ZM135 153V154H134ZM163 153H165V154H163ZM170 153V154H169ZM174 153H176L175 155H174ZM177 153H178V155H177ZM208 153V154H207ZM84 154V155H83ZM169 154V155H168ZM184 154V155H183ZM261 154V153H260ZM135 155V156H134ZM156 155V156H155ZM159 155V156H158ZM215 157V158H217V159H213V156ZM232 155H233V157H232ZM75 156V157H74ZM211 156V157H210ZM218 156V157H217ZM258 156V157H257ZM135 157H141V159H137V158H135ZM144 157V158H143ZM169 157V158H168ZM181 157V158H180ZM184 157H186L187 159L186 160H188V161H186L185 160V158ZM190 157V158H189ZM235 157H237V158H235ZM52 158L53 157H49V159H51L52 160ZM89 158V157H88ZM143 158V159H142ZM156 158V159H155ZM162 158V159H161ZM175 159V161H173V160H171V159ZM180 158V159H179ZM220 158V159H219ZM256 158V159H255ZM261 158V159H260ZM146 161H145V160ZM157 160L156 162H153L152 160ZM159 159H160V161H159ZM184 161H183V160ZM209 159H212V160H209ZM66 160V161H65ZM137 160V161H136ZM135 161V162H134ZM148 161V162H147ZM162 161V162H161ZM213 161V162H212ZM217 161H218V163H217ZM220 161V162H219ZM79 162V161H78ZM142 162V163H141ZM173 162V163H172ZM186 162V163H185ZM190 162V163H189ZM228 162V163H227ZM166 163V164H165ZM183 163V164H182ZM213 163V164H212ZM217 163V164H216ZM242 163V164H241ZM260 163V164H259ZM162 164L164 165V166H162ZM175 164H177L176 166H173V165H175ZM191 164V165H190ZM237 164H239V166L237 165ZM257 164H258V166H257ZM182 165V166H181ZM213 165H215V166H213ZM241 165V166H240ZM252 165V169H251V166ZM158 166V167H157ZM169 166V167H168ZM188 166V167H187ZM200 166H202V167H200ZM156 167H157V170H156ZM172 167H174V168H172ZM176 167H180V168H176ZM219 167V168H218ZM231 167H233V168H231ZM253 167H256V168H253ZM189 168V169H188ZM228 168H231V169H229L228 170ZM237 168V169H236ZM247 168H248V170H247ZM260 168V169H259ZM133 169H134V166H133ZM220 169H222L221 171H220ZM170 170H172V171H170ZM183 170V171H182ZM228 170V171H227ZM231 170V171H230ZM240 170V171H239ZM189 173H188V172ZM235 171V172H234ZM250 172V173H249ZM49 173L50 172H48V173H46L47 175H48V177H50L49 176ZM174 173H175V175H174ZM189 175H188V174ZM211 173V174H210ZM258 173V174H257ZM260 173V174H259ZM123 174H125L124 172H123ZM180 174V175H179ZM195 174V175H194ZM197 174V175H196ZM205 176H203V175ZM214 176H213V175ZM222 174V175H221ZM248 174H250V175H248ZM256 174V175H255ZM263 176H262V175ZM261 177H260V176ZM176 176V177H175ZM182 176H184V177H182ZM193 176V179L191 178ZM197 176V177H196ZM199 176V177H198ZM211 176V177H210ZM130 177H132V175H131V173H130ZM206 177L208 178V179H206ZM222 177V178H221ZM239 177V178H238ZM241 177V178H240ZM255 177V178H254ZM257 177V178H256ZM52 178V179H51ZM51 178H46V180H47V183H46V181L44 182V183H46V184H44L45 186H46V192H48L49 194H50V196L51 197H49V196H47L48 198H51L49 201H47V205L49 204V203H51V202H53V201H55V203H53V204H51V206H53L54 207V209H56V207L57 206H54V205H65V204H68L69 203V201H67L66 202V200H64V196L62 197V195H64V194H60L61 192H59V193H57L58 192V190H57V187L54 185V184H56V185H58V183H56L57 182V179L59 180V181H62L63 179H59L58 177H51ZM55 178H56V182H54L55 181ZM176 180H175V179ZM178 178V179H177ZM195 178V179H194ZM197 178V179H196ZM259 178H260V180H259ZM51 179V180H50ZM132 179V178H131ZM131 179H126V178H124L123 179V181H124V184H123V186H119V188H121L120 190H119V193H120V196H119V198H116L115 200H114V205H113V207H114V211L117 213L120 209H122V208H124V209H126V205H125V203L124 202H127V200H124L125 198H127V197H124V195L127 193V189H128V187H127V185H128V183H130L129 182V180L131 181ZM183 179V180H182ZM222 179V180H221ZM243 179V180H242ZM51 182H50V181ZM54 180V181H53ZM168 180V179H167ZM175 180V181H174ZM193 180V181H192ZM233 180V181H232ZM239 180V181H238ZM248 180V181H247ZM127 182V184H126V182ZM200 181V182H199ZM203 181L205 182V183H203ZM250 181V182H249ZM252 181V182H251ZM259 181V182H258ZM39 182V180L37 181V183ZM63 182H64V180H63ZM170 182V181H169ZM178 182V183H177ZM216 182V183H215ZM248 184H247V183ZM180 183H181V185H182V187H180L181 185H180ZM239 183V184H238ZM254 183H255V185H254ZM18 184V183H17ZM39 184H40V182H39ZM37 185L38 187L40 186V185ZM126 184V185H125ZM171 184V183H170ZM184 184V185H183ZM208 184H210V185H208ZM241 184V185H240ZM43 185V186H44ZM52 187H51V186ZM125 185V186H124ZM205 185H206V187H205ZM208 185V186H207ZM223 185V186H222ZM235 185V186H234ZM253 185V186H252ZM261 185H262V187H261ZM17 186H19V184L17 185ZM50 186V187H49ZM180 188H179V187ZM184 186V187H183ZM188 186V187H187ZM226 186V187H225ZM20 187V186H19ZM175 187H177V188H179V189H175ZM223 187V188H222ZM258 189H256V188ZM51 190H50V189ZM127 188V189H126ZM184 188V189H183ZM189 188V189H188ZM206 188V189H205ZM215 188H217V190L215 189ZM238 188H240V189H238ZM243 188V189H242ZM203 189H205V192H207V193H209V191H210V193H209V195L212 197V204L210 205V203H208V202H205L204 200H202V203L204 204V206H202V215H203V212H204V214L205 215H203V217H202V219H200V220H193V221H191V220H189L186 216H185V211H186V207H187V210L188 211H190V210H192V211H194L195 212V208H193V206L195 205V204H197V202H195V200H197V199H199L200 198V195L202 194V193H205L204 192V190ZM219 189V190H218ZM230 189H232V190H230ZM242 189V190H241ZM247 189H249L248 191H247ZM250 189H251V191H252V193H253V195H252V193H251V191H250ZM123 190V191H122ZM177 191V193L175 192V191ZM178 190H182L181 192H178ZM213 190V191H212ZM214 190H216V191H214ZM221 190V191H220ZM238 190V191H237ZM239 190H241V192L239 191ZM220 191V192H219ZM236 191H237V193H236ZM244 191V192H243ZM245 191H247V192H245ZM50 192H52V194L50 193ZM55 192V193H54ZM174 192V193H173ZM183 192V193H182ZM214 192V193H213ZM221 192H223V193H221ZM249 192V193H248ZM261 194H260V193ZM26 192H23V193H21V194H25ZM47 193V194H48ZM122 193H124V195L122 194ZM213 193V194H212ZM216 193V194H215ZM221 193V194H220ZM240 193V194H239ZM242 193V194H241ZM53 194H55V195H53ZM57 194H59V195H57ZM184 194V195H183ZM191 194V195H190ZM238 196H237V195ZM251 194V195H250ZM31 195H33V194H31ZM57 195V196H56ZM174 195V196H173ZM187 195V196H186ZM231 195V196H230ZM241 195H242V197H241ZM263 195V197H261ZM158 196V195H157ZM173 196V197H172ZM185 196V200H183V198L182 197H184ZM217 196V197H216ZM224 196V197H223ZM229 196V197H228ZM245 196V197H244ZM250 196H252L253 198L251 199V197L249 198ZM53 197V198H52ZM55 197V198H54ZM62 197V198H61ZM162 197V196H161ZM174 197H175V199L177 200H175L174 201ZM187 197V198H186ZM190 197L192 198V199H190ZM197 197V198H196ZM207 197V196H206ZM206 197H204V198H206ZM238 197V198H237ZM258 197V198H257ZM61 198V199H60ZM121 198V199H120ZM173 198V199H172ZM189 198V199H188ZM249 198V199H248ZM23 198H19V199H17V200H19V204H17V207L19 206V208H17L16 209V212H17V210H18V212L16 213H14L15 214V216L16 217H21V215H22V217L21 218H23L24 217V213H26L27 211V209H28V207H30V205L29 204H31L30 202H28L27 201V203H26V201L23 199ZM77 199H79V201H82V199H83V196L81 197V196H79V197H77ZM119 199V200H118ZM186 199H188V200H186ZM231 199V200H230ZM243 199V200H242ZM255 200L256 202H257V204H256V202L253 200V201H251V200ZM257 199H258V201H257ZM172 200V201H171ZM182 200V201H181ZM201 200V199H200ZM248 200V201H247ZM25 201V202H24ZM58 201V202H57ZM59 201H60V203H62V204H60L59 203ZM124 201V202H123ZM163 201V202H162ZM171 201V202H170ZM180 201H181V203H180ZM186 203H185V202ZM193 201L195 202V204L193 203ZM233 201H234V203H233ZM49 202V203H48ZM57 202V203H56ZM65 202V203H64ZM173 202V203H172ZM174 202H176V203H174ZM180 203V204H178V203ZM188 202H191L192 204H194V205H190L189 207L187 206L188 205ZM237 204H236V203ZM245 202H247L246 203V205L244 204ZM261 202V203H260ZM23 203V204H22ZM29 203V204H28ZM59 203V204H58ZM122 203V204H121ZM123 203H124V205H123ZM183 203V205H185V206H182L181 204ZM229 203V204H228ZM241 203V204H240ZM250 205H249V204ZM263 203V204H262ZM24 204H27V205H24ZM162 204H164V206H162ZM176 204V205H175ZM178 204V205H177ZM187 204V205H186ZM254 204V205H253ZM261 204V206H260V208H258L257 206H259ZM22 205H24V206H22ZM117 205V206H116ZM207 205H210L211 207H209V206H207ZM229 205H231L230 206V209H229ZM234 205V206H233ZM252 205V206H251ZM1 206V205H0ZM26 206H27V208H26ZM174 206V207H173ZM181 206V207H180ZM233 206V207H232ZM236 206H237V208H236ZM245 206H247V207H245ZM250 206V207H249ZM1 207H3V206H1ZM22 207L24 208L25 207V209H22ZM155 207H156V209H155ZM171 207V208H170ZM195 207H197V205H195ZM255 207V208H254ZM263 207V208H262ZM117 208H119V209H117ZM183 209L182 211H181V209ZM185 208V209H184ZM193 208V209H192ZM207 208H210V210L211 211H209V209H207ZM233 208V209H232ZM246 208H247V210H246ZM252 208V210H250V209ZM165 209H166V211H165ZM245 209V210H244ZM249 209V210H248ZM22 210H25V211H22ZM172 210V211H171ZM238 210V211H237ZM55 211V210H54ZM169 211V212H168ZM171 211V212H170ZM209 211V212H208ZM217 211V212H216ZM220 211V212H219ZM245 211H247V213L245 212ZM252 211V212H251ZM20 212V213H19ZM223 212V213H222ZM246 213L245 215H244V213ZM177 213V214H176ZM179 213H180V215H179ZM208 213V214H207ZM253 213H255L254 214V216L252 215ZM256 213H257V215H256ZM0 214H2V211L0 210ZM17 214H21V215H18L17 216ZM170 214V215H169ZM174 214V215H173ZM207 214V215H206ZM233 214V215H232ZM235 214V215H234ZM237 214L238 215H240V216H237ZM243 214V215H242ZM252 216V218L249 216ZM176 215V216H175ZM178 215H179V217H181V219L180 218H178ZM1 216V215H0ZM185 216V217H184ZM207 216V217H206ZM211 216V217H210ZM235 216V217H234ZM243 216H245L244 218L246 219L247 217H248V221L249 222H251L250 220H252V222H253V225L255 224V225H257V228H255V230H257V232L255 231V233H258V234H255L254 236H255V239H252L253 240V242L252 243H254V244H252L251 242V245L250 244H248V243H246L245 241H244V238H245V236H244V226L242 225V227H240V231H233L234 230V225L236 226V224H240V222H242L243 221V223H244V220H242V219H240V218H243ZM259 216L261 217L260 219H259ZM165 217V218H164ZM175 217V218H174ZM177 217V218H176ZM204 217H205V219H204ZM258 217V218H257ZM183 218V219H182ZM208 218V220L210 221H208V220H206ZM210 218H212V219H216L215 220V222L213 223L212 221H211V219ZM230 218L232 219H234V222L232 221V220H230ZM235 218H238V219H240L239 221H238V219L236 220ZM218 219V220H217ZM257 219V220H256ZM261 219H262V221H261ZM169 220H171L172 221V223H171V225L169 224ZM182 220V221H181ZM203 221V223H202V221ZM225 220H228V221H225ZM261 221V222H263V224H261L260 222L259 223H257L258 221ZM4 221V220H3ZM130 221L131 220H126V222H128V223H130ZM231 223H230V222ZM15 221L13 220V221H11V222H9L10 224H8V223H6V224H4V223H2L3 224V228H4V226H6L5 228H4V230H8L7 232H10V230H9V228L11 227L10 225L11 224H13ZM174 222V223H173ZM193 222H195L194 224H193ZM206 222H207V224H206ZM209 222V223H208ZM236 222V223H235ZM187 223V224H186ZM222 223V224H221ZM233 223V224H232ZM8 224V225H7ZM182 224H183V226H182ZM186 224V225H185ZM209 224V225H208ZM213 224V226H217V229H218V231L220 232V233H217V236H220V237H217V238H219V239H217L216 241H219V244H218V246H215L214 244H213V246L211 245V244H207L206 243V241H207V239H206V237L205 236H207L208 237V235L209 234H207V232H208V228H206L207 226H210V225H212ZM217 224V225H216ZM230 224V225H229ZM251 224V223H250ZM249 224V226H251ZM263 225V226H261V225ZM199 227H198V226ZM205 225V226H204ZM254 225V226H255ZM260 225V226H259ZM176 226H177V229H176ZM197 226V227H196ZM203 226V227H202ZM241 226V225H240ZM258 226H259V228H258ZM57 227H58V229H57ZM169 227L171 228L170 230H169ZM173 227V228H172ZM222 227H224V228H222ZM154 228V227H153ZM249 228V227H248ZM263 228V229H262ZM63 229H65V227L64 226H56V227H54L52 230H51V232H46L45 233V236H46V238H49L47 241H46V243H45V245L47 246V247H50V248H52L53 250H52V252H58V249H59V251H60V247L58 248V246L57 245H60L62 248V251H64V253L66 254L67 253V255H69L70 253H72V249L71 248H69L70 246L71 247H74L72 244L70 245V243H72L73 242V238L71 237V233H73V231H71V230H68V229H65L64 231H63ZM157 229V228H156ZM172 229H173V232H172ZM177 231H176V230ZM179 229V230H178ZM181 229V230H180ZM186 229V230H185ZM201 229H203V230H201ZM237 228H235V230H236ZM245 229H247V228H245ZM182 230H184V231H182ZM262 230V232H260ZM71 232V233H69V232ZM217 231V232H218ZM230 231V232H229ZM246 231V230H245ZM259 231V232H258ZM62 232H64L63 234H62ZM67 232V233H66ZM197 232V233H196ZM223 232V233H222ZM233 232V233H232ZM237 232H239L240 234H241V238H239V237H235L236 235H238V233ZM59 233V234H58ZM172 233V234H171ZM204 233H206L207 235H205ZM235 233H237L236 235H234ZM244 233V234H243ZM262 233V234H261ZM20 232H18V234H15L16 236L15 237H13L14 239H12V240H14L16 243H15V246H16V248L18 247V249H19V251H22V252H26V253H28L29 255H28V258H29V261H30V264H44V263H42V261L44 260L43 258H41L39 255H38V250H36L37 252H34L35 253V257L31 254V252H32V250L33 249H27V248H29V246H27V248H26V245H25V243H26V240L22 237V235L20 234ZM127 234H129L128 232H127ZM187 234V235H186ZM231 234V235H230ZM239 234V235H240ZM10 235V234H9ZM66 235V236H65ZM73 235H74V233H73ZM180 235V236H179ZM181 235H183V236H181ZM257 235V236H256ZM262 235V236H261ZM10 236H12V235H10ZM58 237V238H56V237ZM81 236V235H80ZM109 236H111V235H107L106 236V239L109 237ZM176 236V237H175ZM210 236V235H209ZM223 236V237H222ZM227 236V237H226ZM253 236V237H254ZM259 236L261 237L260 239H259V241H256V240H258V238H259ZM61 237H63L62 239H60ZM69 237H71V239H68ZM159 237L161 238V239H159ZM178 237V238H177ZM252 237V238H253ZM19 238V239H18ZM105 238V236L102 238L103 240H100L99 239V250L101 249V247L102 246H104L103 244H104V242L106 241V239H104ZM234 238V239H233ZM16 239H18V241L20 242L19 244L21 245H18L17 243H18V241H16ZM110 239H111V241L110 242H113V241H117V238L116 237H110ZM112 239H114V240H112ZM158 239V240H157ZM178 239H180V241L178 240ZM181 239L183 240V241H181ZM186 239V240H185ZM230 241H228V240ZM232 239V240H231ZM157 240V241H156ZM193 240V241H192ZM197 240V241H196ZM221 240H223V241H221ZM225 240V241H224ZM236 240V241H235ZM23 243H22V242ZM69 241H70V243H69ZM72 241V242H71ZM136 241V240H135ZM187 241V242H186ZM241 241V242H240ZM9 242H11L12 244H13V242L12 241H9ZM62 242V243H61ZM63 242H64V244L65 243H68L67 244V246L68 247H65V245L63 244ZM108 242H109V240H108ZM137 242V244L139 243L140 244V242H138V241H136ZM159 242V243H158ZM161 242V243H160ZM163 242V243H162ZM189 242V244H187ZM194 242V243H193ZM228 242V246L226 245V243ZM231 242H232V245H231ZM262 242V243H261ZM192 243H193V245H192ZM221 243V244H220ZM224 243H225V245H224ZM235 243V244H234ZM260 243V244H259ZM17 244V245H16ZM111 244V243H110ZM131 245H130V247H135V244H133V243H130ZM133 244V245H132ZM198 246V247H196V245ZM199 244V245H198ZM237 244V245H236ZM246 244V245H245ZM109 245V244H108ZM129 245V244H128ZM195 245V246H194ZM235 245V246H234ZM249 245V246H248ZM253 245V246H252ZM56 246V247H55ZM181 246H183L182 248H181ZM215 246V247H214ZM220 246V247H219ZM227 246V247H226ZM230 246H232L233 248H230ZM241 246H243V247H241ZM244 246H246V247H244ZM252 246V247H251ZM0 247H1V245H0ZM23 247V248H22ZM156 247V248H155ZM159 247V248H158ZM203 247V248H202ZM211 247H214V249H212ZM228 247L230 248V249H228ZM235 247V248H234ZM247 247H249L248 249H247ZM67 250H66V249ZM69 248V249H68ZM193 248H197V250L196 249H193ZM202 248V249H201ZM215 248H216V250H215ZM242 248V250H239V249H241ZM246 248V249H245ZM254 250H253V249ZM257 248V250H255ZM261 248V249H260ZM263 248V249H262ZM40 249V248H39ZM157 251H156V250ZM167 249V250H166ZM184 249V250H183ZM199 249V250H198ZM200 249H201V251H200ZM209 249V251L208 252H206V253H201V252H203V250H204V252L205 251H207V250ZM212 249V250H211ZM218 249H220L219 250V252H217L218 251ZM233 250V254H232V250ZM236 249H238L239 250V253H236V252H238V250H236ZM25 250V251H24ZM27 250V251H26ZM29 250V251H28ZM131 250V249H130ZM191 250V251H190ZM227 250H231V251H227ZM250 250V251H249ZM10 251H11V249H9V251H8V254H7V251L6 252H2V249L0 248V264H6V263H8L9 264V256H11V258H12V255L11 254H9L10 253ZM34 251V250H33ZM66 251V252H65ZM165 251V252H164ZM169 251V252H168ZM183 251H186V252H183ZM212 251H213V253H212ZM216 251V252H215ZM243 251V252H242ZM254 251H255V253H254ZM12 252V251H11ZM189 252V253H188ZM192 252H194V253H192ZM211 252V253H210ZM222 252H225V253H222ZM229 253V255H227V253ZM235 252V253H234ZM247 252V253H246ZM251 252H253V254H254V256H253V254H251ZM33 253V252H32ZM37 253V254H36ZM42 253V252H41ZM69 253V254H68ZM155 253V254H154ZM180 253H182V254H180ZM186 253V254H185ZM211 255H210V254ZM216 253H217V255H216ZM219 253H221V254H219ZM261 253V254H260ZM190 254V255H189ZM212 254H214V255H212ZM224 255V254H226L227 255V257H226V255H224V256H221V255ZM236 254H238V255H236ZM250 255L251 256V258H252V260H251V258H250V256H247V255ZM6 255V257H3V256H5ZM32 255V256H31ZM184 255H185V257H184ZM202 255H204L205 256V259H203L202 257H204V256H202ZM207 255V256H206ZM220 255V256H219ZM232 255V256H231ZM242 256V257H240V256ZM256 255V256H255ZM42 256H43V254H42ZM194 256V257H193ZM219 256V257H218ZM229 256V257H228ZM234 256V257H233ZM259 256H260V258H259ZM191 257V258H190ZM224 257H226V258H228L227 260L224 258ZM231 257V258H230ZM232 257L234 258V259H232ZM255 257V258H254ZM8 258V259H7ZM10 258V259H11ZM203 260H202V259ZM230 258V259H229ZM240 258V259H239ZM248 258H250V262L248 261L247 262V259ZM253 258H254V261H253ZM3 259H7V261L5 262V260H3ZM171 259V260H170ZM198 259V260H197ZM208 259V260H207ZM221 259H223V260H221ZM238 259H239V261H238ZM257 259V260H256ZM261 261H260V260ZM41 260V261H40ZM175 260V261H174ZM203 262H202V261ZM214 260V261H213ZM226 260V261H225ZM235 260H237V261H235ZM241 260V261H240ZM249 260V259H248ZM258 260H259V262H258ZM219 261V262H218ZM235 261V262H234ZM253 261V262H252ZM5 262V263H4ZM106 262V261H105ZM239 262V263H238ZM246 262V263H245ZM263 262V263H262ZM108 262H106V264H107ZM255 263V264H256ZM10 264H12V263H10ZM26 264H29V262H26ZM124 264H126V263H124Z\"/></svg>",
    "mask_w": 264,
    "mask_h": 264
},
{
    "label": "snow or ice",
    "instance_id": "6c2138e0",
    "mask_svg": "<svg viewBox=\"0 0 264 264\" xmlns=\"http://www.w3.org/2000/svg\"><path fill=\"white\" fill-rule=\"evenodd\" d=\"M9 2L14 10L16 6H31L41 0ZM4 3L0 0V5ZM98 58L99 52L92 56L87 51L70 53L59 47L0 46V145H22L29 138L35 139V133L41 131L40 109L46 106L49 96H56L71 82L73 73L91 72L102 79ZM56 66H60L58 78L55 71H49Z\"/></svg>",
    "mask_w": 264,
    "mask_h": 264
}]
</instances>
